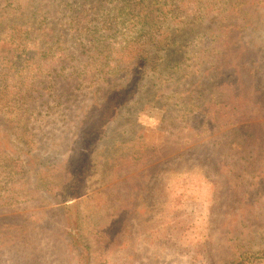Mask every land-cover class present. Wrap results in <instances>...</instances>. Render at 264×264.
<instances>
[{
	"label": "rangeland",
	"instance_id": "rangeland-1",
	"mask_svg": "<svg viewBox=\"0 0 264 264\" xmlns=\"http://www.w3.org/2000/svg\"><path fill=\"white\" fill-rule=\"evenodd\" d=\"M138 66L69 200L88 264H264V0H0V264H78L30 174Z\"/></svg>",
	"mask_w": 264,
	"mask_h": 264
},
{
	"label": "trees",
	"instance_id": "trees-1",
	"mask_svg": "<svg viewBox=\"0 0 264 264\" xmlns=\"http://www.w3.org/2000/svg\"><path fill=\"white\" fill-rule=\"evenodd\" d=\"M142 69H140L139 66L135 68L126 84L115 89L100 104L94 118L79 132L80 146L74 156L71 155L66 157L67 159L62 163L54 161L46 162L44 168H35L30 174L33 190L36 192L39 191L41 194L49 197L51 205L59 210L61 218L60 234L62 238H64L70 248H81L80 256L77 259L78 264H88L89 246L86 244L87 238L83 227L84 216L78 207V203H73L69 200L80 197L83 190L86 188L90 153L97 147L98 141L105 133L106 127H108L106 126L107 123H111L110 119L121 107L123 108L136 97L139 91ZM12 153L5 155L4 160L6 164L9 163L10 159H13ZM15 155L18 157V155L21 154L16 152ZM15 155L14 159H16ZM10 164L11 163L8 165ZM192 228L199 229L201 233L206 232L205 225H196ZM204 237L206 238L205 235ZM14 241L15 239L9 240L10 246L7 244L5 245L12 247L15 253L17 250L19 251L23 264L24 259L22 254L27 252L25 247L28 243L25 242L16 246ZM205 245L209 247L208 240L207 243L205 242ZM205 251L204 249L203 252L206 253ZM25 260L28 263L31 261L27 253H25Z\"/></svg>",
	"mask_w": 264,
	"mask_h": 264
}]
</instances>
